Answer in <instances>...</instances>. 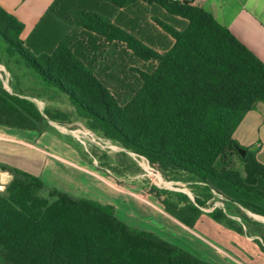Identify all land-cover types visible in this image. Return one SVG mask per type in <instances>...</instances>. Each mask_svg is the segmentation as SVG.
Returning a JSON list of instances; mask_svg holds the SVG:
<instances>
[{
	"label": "trees",
	"instance_id": "16d2710c",
	"mask_svg": "<svg viewBox=\"0 0 264 264\" xmlns=\"http://www.w3.org/2000/svg\"><path fill=\"white\" fill-rule=\"evenodd\" d=\"M136 1L187 21L180 31L163 26L174 43L162 56L153 55L118 23L115 13ZM53 11L71 14L83 37L60 34L56 42H47L45 27ZM22 30L0 8V39L8 54L43 86L63 93L91 128L165 176L171 172L201 186L194 202L178 194L185 205L170 210L165 204L171 217L192 229L212 191L245 207L264 200L256 186L264 179V166L255 159L259 146L242 148L233 139L244 115L264 102V64L200 6L176 0H55L26 42L20 39ZM100 41L125 44L135 56L158 61L150 73L141 74V86L123 107L96 76ZM18 103L32 106L0 93V125L20 129L14 122L22 115ZM238 148L245 150L243 157ZM233 156L245 178L229 166ZM1 167L13 175L0 194V248L11 264H210L128 226L111 205L77 200L58 189H52L49 200L42 195L41 178ZM209 215L217 222L224 218L216 210Z\"/></svg>",
	"mask_w": 264,
	"mask_h": 264
},
{
	"label": "rangeland",
	"instance_id": "374dc122",
	"mask_svg": "<svg viewBox=\"0 0 264 264\" xmlns=\"http://www.w3.org/2000/svg\"><path fill=\"white\" fill-rule=\"evenodd\" d=\"M115 16L118 23L125 26L126 33L153 55L159 56L164 55L174 43L163 26L180 31L187 24L179 16L140 1L132 2L126 9L117 11ZM45 29L44 39L50 43L56 42L60 34L63 38L84 34L74 25V18L67 11H53ZM98 45L101 49L97 54L96 76L123 107L141 86V74L150 73L158 61L143 60L122 43L100 41ZM7 51V44L0 39V93L8 101L13 96L28 101L32 106L18 103L23 116L14 117V122L19 124L20 129L2 125L5 138L12 133L20 134L14 140L21 150H12L14 148L10 145L0 144V154L5 161L34 172L40 169L41 175L36 177L42 179V195L49 200L52 189L69 193L60 189V185L71 188L69 194L77 200L99 194L105 205H111L107 203L112 200L116 217L128 226L153 233L184 250L192 248L195 253L191 254L210 264L234 263L237 254L233 247L223 248L202 229L195 228L193 232L166 212L165 204L170 210L185 205V200L179 201L178 194H184L190 202H194V192L201 195V186L184 182L171 172L165 176L144 157L91 128L63 93L43 86L33 71L16 62V57ZM25 151L50 159L51 168L46 167L45 171L42 165H38L37 158ZM70 154L78 158L73 159ZM227 161L245 178L243 165L235 156ZM1 166L3 179L0 180V194H4L13 175ZM256 186L264 193V179ZM199 209L201 228L208 219L213 220L209 213L220 211L224 218L220 222L213 220L216 224L245 234L264 251V200L245 207L212 191L211 197ZM195 234L206 238L213 246H207ZM0 264H11L5 260L1 248Z\"/></svg>",
	"mask_w": 264,
	"mask_h": 264
},
{
	"label": "crops",
	"instance_id": "0c3cea01",
	"mask_svg": "<svg viewBox=\"0 0 264 264\" xmlns=\"http://www.w3.org/2000/svg\"><path fill=\"white\" fill-rule=\"evenodd\" d=\"M54 1L0 0V8L23 25L20 39L25 40L37 27ZM188 3L200 6L219 25L229 30L243 46L264 64V0H188ZM19 136L20 134L18 133H12L11 136L5 138L3 136V126L0 125V144H8L14 148L12 150L16 149V151H19L21 150L19 144L14 140L18 139ZM233 139L242 148L259 146L258 151L255 153V159L259 164L264 166V102H258L251 111L244 115L233 133ZM25 152L27 155H30L28 151ZM30 156H35L39 161L38 165H42L41 167L44 169L46 167L51 168V160L45 156L40 154L37 156L34 153ZM70 156L73 159L78 158L74 154H70ZM0 165L10 166L34 176L40 177L41 175L40 169L38 172L37 170L34 172L31 169L17 168L13 164H10V162L5 161L1 154ZM2 179L3 172L0 171V180ZM59 188L69 193L71 192V188L66 189L61 185ZM88 198L104 204L103 198L99 194L98 196ZM107 204L114 205L112 200H109ZM200 222L199 218L191 230L194 232L195 228H200L223 245V248L229 249L233 247L236 250L237 256L232 264H264V251L245 234L226 230L211 219L206 221L204 228H201ZM195 236L203 240L207 246H213L206 238L197 234ZM186 249L191 253H195L192 248L187 247Z\"/></svg>",
	"mask_w": 264,
	"mask_h": 264
},
{
	"label": "water",
	"instance_id": "95a60500",
	"mask_svg": "<svg viewBox=\"0 0 264 264\" xmlns=\"http://www.w3.org/2000/svg\"><path fill=\"white\" fill-rule=\"evenodd\" d=\"M237 152H238V154H239L241 157H243L244 154H245V150L242 149V148H238V149H237Z\"/></svg>",
	"mask_w": 264,
	"mask_h": 264
},
{
	"label": "built area",
	"instance_id": "2783aa9c",
	"mask_svg": "<svg viewBox=\"0 0 264 264\" xmlns=\"http://www.w3.org/2000/svg\"><path fill=\"white\" fill-rule=\"evenodd\" d=\"M176 1H179V2H188V0H176Z\"/></svg>",
	"mask_w": 264,
	"mask_h": 264
}]
</instances>
